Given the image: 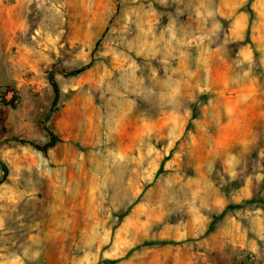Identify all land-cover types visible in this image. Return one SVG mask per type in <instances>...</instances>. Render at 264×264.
<instances>
[{"label":"rangeland","instance_id":"1","mask_svg":"<svg viewBox=\"0 0 264 264\" xmlns=\"http://www.w3.org/2000/svg\"><path fill=\"white\" fill-rule=\"evenodd\" d=\"M0 162V264H264V0H0Z\"/></svg>","mask_w":264,"mask_h":264},{"label":"trees","instance_id":"2","mask_svg":"<svg viewBox=\"0 0 264 264\" xmlns=\"http://www.w3.org/2000/svg\"><path fill=\"white\" fill-rule=\"evenodd\" d=\"M85 67H87V65L73 69V70H69L67 72V74H76L79 73L80 71H82ZM50 80L52 83V88H53V97H52V105L55 106V104L57 103L59 96H60V91L59 88L57 86V83L55 81V79L53 78L52 75H50ZM44 130L46 131L47 134V141L43 144H37L33 141L30 140H26L23 138H14L16 140H18L19 142L22 143H29L30 145H32L34 148L42 151V152H47L50 148H52L58 141H60V138L58 137V135L52 130V128L48 125H44ZM0 168L2 171L6 172L7 171V167L4 163L0 162Z\"/></svg>","mask_w":264,"mask_h":264}]
</instances>
